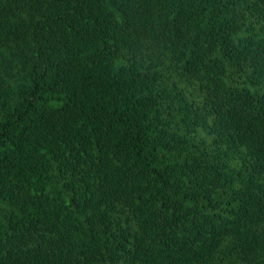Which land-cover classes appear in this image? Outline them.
<instances>
[{
  "label": "trees",
  "instance_id": "obj_1",
  "mask_svg": "<svg viewBox=\"0 0 264 264\" xmlns=\"http://www.w3.org/2000/svg\"><path fill=\"white\" fill-rule=\"evenodd\" d=\"M0 264H264V0H0Z\"/></svg>",
  "mask_w": 264,
  "mask_h": 264
}]
</instances>
